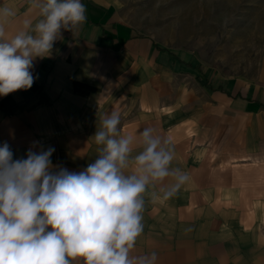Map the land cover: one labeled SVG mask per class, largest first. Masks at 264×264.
<instances>
[{
    "label": "crops",
    "instance_id": "1",
    "mask_svg": "<svg viewBox=\"0 0 264 264\" xmlns=\"http://www.w3.org/2000/svg\"><path fill=\"white\" fill-rule=\"evenodd\" d=\"M82 3L86 21L62 28L51 55L34 59L32 87L0 96V146L8 143L13 161L52 147V171L79 173L98 158L101 119L119 112L121 134L154 128L171 141V166L189 177L167 200L161 189L172 178L149 186L132 255L154 251L157 264H264V105L143 33L123 0ZM3 5L17 11L9 38L38 19L29 0Z\"/></svg>",
    "mask_w": 264,
    "mask_h": 264
},
{
    "label": "clouds",
    "instance_id": "2",
    "mask_svg": "<svg viewBox=\"0 0 264 264\" xmlns=\"http://www.w3.org/2000/svg\"><path fill=\"white\" fill-rule=\"evenodd\" d=\"M29 4L38 19H25L10 38L6 26L17 11L0 6V96L30 89L34 59L51 55L62 28L86 21L82 0ZM119 124L116 111L101 119L93 136L98 158L79 173L52 171V147L30 148L26 159L13 161L8 143L0 146V264H157L154 251L132 255L144 230L145 193L172 178L161 189L167 200L189 177L171 166L170 140L152 127L123 135Z\"/></svg>",
    "mask_w": 264,
    "mask_h": 264
},
{
    "label": "rangeland",
    "instance_id": "3",
    "mask_svg": "<svg viewBox=\"0 0 264 264\" xmlns=\"http://www.w3.org/2000/svg\"><path fill=\"white\" fill-rule=\"evenodd\" d=\"M165 49L264 105V0H123Z\"/></svg>",
    "mask_w": 264,
    "mask_h": 264
}]
</instances>
